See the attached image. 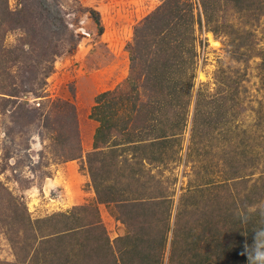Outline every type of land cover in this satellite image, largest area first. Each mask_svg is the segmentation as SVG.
Wrapping results in <instances>:
<instances>
[{"label":"rangeland","instance_id":"obj_1","mask_svg":"<svg viewBox=\"0 0 264 264\" xmlns=\"http://www.w3.org/2000/svg\"><path fill=\"white\" fill-rule=\"evenodd\" d=\"M40 1L5 0L25 21L0 27L11 75L0 76V264H54L47 234L58 213L80 231L98 222L113 249L153 224L152 236H166L162 264H253L264 229V0H206L207 24L200 1L190 0L194 54L186 38L184 65L173 66L168 85L130 68L133 27L162 0H47L46 9ZM154 82L160 92L152 95ZM110 90L105 100L119 101L124 120L107 135L124 145L112 156L107 146L94 154L93 136L87 149L81 144V129L99 114L96 96ZM120 95L136 96L123 104ZM62 101L74 104L76 132ZM173 123L181 129L167 139L171 149L151 146ZM77 135L80 153L70 159ZM90 166L97 180L114 184L117 200H97ZM139 197L150 201L148 214L147 200L130 204ZM192 236L200 238L193 253ZM238 242L244 262L233 252Z\"/></svg>","mask_w":264,"mask_h":264},{"label":"trees","instance_id":"obj_2","mask_svg":"<svg viewBox=\"0 0 264 264\" xmlns=\"http://www.w3.org/2000/svg\"><path fill=\"white\" fill-rule=\"evenodd\" d=\"M200 5L202 7V12L204 15L205 23L207 24L210 20V17L207 15V2L206 0H199ZM27 2V1H26ZM28 3V2H27ZM39 5L45 6L47 5V0H41ZM50 4L48 3V7ZM48 9V8H47ZM20 12L15 13L14 11H10L8 9V5H6L5 0L1 2L0 7V27L4 24L5 21L17 22L20 23L19 27H22L24 21L19 22L18 16ZM97 24L99 22L98 18L95 17L94 20ZM193 13L191 7L190 0H162L160 4H158L153 10L147 13L134 27H133V43L129 45L130 49V68L131 70L137 69L136 77L143 75V79L147 80V78H151L154 81L160 80L162 82H166L165 85H168V82H171V78L173 76V66H183L184 60L182 59V54L184 51H187L185 42L186 38L190 39L189 48L191 49V55L194 54V34H193ZM101 31V30H100ZM31 32L35 33V29H31ZM54 52H51L50 58L53 57ZM46 55V54H45ZM4 58L0 57V76L1 74H5L6 76H11L8 73V68L10 65H6L1 61ZM19 57H15L12 60L16 61ZM48 59V58H47ZM141 60H144V63H141ZM147 60V61H145ZM141 63V65H140ZM13 65V63H10ZM26 66H30L25 64ZM169 74V75H168ZM2 79V78H0ZM14 80V78L12 77ZM1 83V80H0ZM176 83V82H175ZM135 83H132L130 79V85L133 86ZM153 86L148 92L149 94L158 93V88L154 85L156 82L152 83ZM161 88V87H160ZM159 88V89H160ZM1 89V85H0ZM161 90V89H160ZM113 92L104 91L99 93L95 98V106L92 108L98 109V117L94 118L98 122V127L96 128L94 135V147L97 149L94 154H104L105 150L101 146H107L110 149L108 155L111 156L116 154V147L119 148L121 153V148L124 146L122 142H117L114 139H109L107 136L109 131H116L117 129H124L123 119H118L116 105L119 104V101H114L116 98H107ZM163 93V92H162ZM16 96V94H11ZM153 95V94H152ZM113 96V95H112ZM136 95H134L135 97ZM133 96L126 98L120 95V101L125 104L127 100L125 99H135ZM170 99H174V93L171 91L168 94ZM162 98V95H157L154 105H157ZM103 101L100 104V101ZM62 105L65 106L66 109L69 108L71 121L73 122V126L75 132L77 130V120L75 107L73 102L71 101H62ZM125 111L122 113L126 120L131 117L133 113V109H124ZM63 117H68L67 115H61ZM181 126L173 123L169 127H165L164 131L160 130L159 139L153 140V144L151 146H157L158 148H170L169 141L167 139H174L176 141L177 136L180 134ZM167 130H171V132H167ZM111 134V133H110ZM128 142H132L130 138H128ZM76 154H70L68 158H75L79 155L80 150V140L78 135L76 136ZM79 151V152H78ZM161 153L156 154V157ZM105 156V155H104ZM91 167V166H90ZM96 168V167H95ZM93 171V167H91L92 178V187L96 192V197L99 202L110 203L117 200L118 197L113 194V185L108 181L104 182L101 179L97 180L95 177V169ZM100 175V174H99ZM104 176L103 174L100 175ZM116 197V198H115ZM147 199L144 197H139L137 202L132 201L130 204L136 205L145 203ZM148 201V202H147ZM147 207H141V212L143 214H148L150 212V208H152L151 203L147 200ZM137 203V204H135ZM128 205V203H126ZM144 205V204H143ZM122 206H125L123 204ZM60 218H66L64 214L58 213ZM54 215L53 222L51 225L55 223H59L55 227L53 231H48V259L53 261L54 264H96L91 261L93 256H96V259H99V254L101 252V260L97 264H162L161 256L163 253V243H165L166 236L160 234L158 238L151 235V227L153 224L146 226L144 229L146 232H135L130 236H123L118 239V243L121 245H115L113 249L109 245L108 237L105 235V231L103 227L98 222H89L85 225V229L80 231L83 226L77 225H68L66 222H60L61 219L54 221L56 218ZM156 215V214H154ZM148 217V215H145ZM147 221V219H145ZM63 221V220H62ZM149 231V232H148ZM78 234L85 235L83 239L80 241L76 238ZM46 235V236H47ZM36 235L33 238H35ZM46 238V239H47ZM200 240L198 236L191 237L189 242L190 252L193 253L192 248L197 244ZM82 244H86L83 246ZM221 245V243H219ZM245 242H238L233 249V252L239 257V260L242 262L245 261L243 256V247ZM218 245V246H220ZM89 246V248H85ZM83 247V248H82ZM52 248V249H51ZM77 248L79 253L74 256L71 252ZM101 248V249H100ZM162 251V252H161ZM98 256V257H97ZM46 258L45 254H43L42 260ZM79 259L82 261L72 260ZM198 263V262H197ZM202 264V263H201Z\"/></svg>","mask_w":264,"mask_h":264},{"label":"clouds","instance_id":"obj_3","mask_svg":"<svg viewBox=\"0 0 264 264\" xmlns=\"http://www.w3.org/2000/svg\"><path fill=\"white\" fill-rule=\"evenodd\" d=\"M261 236H264V229L258 231L255 236V244L252 253L253 264H264V243H261L259 240Z\"/></svg>","mask_w":264,"mask_h":264},{"label":"crops","instance_id":"obj_4","mask_svg":"<svg viewBox=\"0 0 264 264\" xmlns=\"http://www.w3.org/2000/svg\"><path fill=\"white\" fill-rule=\"evenodd\" d=\"M88 122H89L88 126L85 129L83 128L84 130L81 129V135H82L81 144H82V148L84 149H87L89 147L88 144H90V138L91 136L94 137L98 124V122L94 120H89Z\"/></svg>","mask_w":264,"mask_h":264}]
</instances>
